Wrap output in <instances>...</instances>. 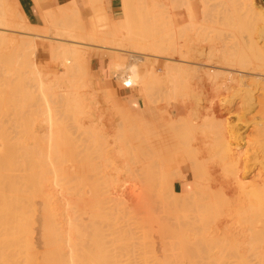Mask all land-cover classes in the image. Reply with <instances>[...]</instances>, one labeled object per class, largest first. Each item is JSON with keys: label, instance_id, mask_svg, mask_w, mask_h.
Instances as JSON below:
<instances>
[{"label": "bare ground", "instance_id": "obj_1", "mask_svg": "<svg viewBox=\"0 0 264 264\" xmlns=\"http://www.w3.org/2000/svg\"><path fill=\"white\" fill-rule=\"evenodd\" d=\"M8 1L9 0H0V6L6 4ZM40 1L41 0H37V3L39 4ZM166 1H167L166 3L170 5V10H168L169 9L168 7H165V8H163V9H165V11H164L162 9V7L164 5H166L164 0L163 1L162 0H150V1L142 0L139 3V6L144 7V8H149L150 6H152L155 9V14L152 16L151 23L148 25L144 24L143 26H141L136 31L132 30L130 25H127L125 28L127 30V32H126V34H123V35H121L120 33H115L116 31H113V27L109 28L108 27L109 25H106L108 18L106 17L105 14L107 12L105 14L103 11H102L103 13H101V14L99 13V11H101L103 8V7H101L102 3H101V5H98L97 10L92 11V12L97 11V13H98V16H96L97 13H94V15L96 14L95 17H97L96 19L98 21V24L101 26L99 31H97L99 28H97V30L96 29H93V30L88 29V31L86 29L84 30L83 24H80L82 26H80V25L78 26L79 22L83 23L81 18H80L81 16H79V19L81 21H79V19L77 18L78 21H76L73 24V22L71 23L65 19H55L54 17L50 16L48 14L49 12H47V11H45L43 13V15H41V12H36L35 18L37 19V22H30L26 16V14H22V12L16 8H14V9L13 8H7V9H5V8L1 9L0 8V28L1 29H10V30L15 29V30L21 31L22 33L32 34L35 37V40H36L35 42L37 44V48L44 44V43H42L44 40H41V37L42 36L47 37L50 34V31H51V33L53 31V33L56 34V37L58 36L57 38L61 37V35H62L66 38V40H71V41L77 40L79 43L82 41L85 42V40H88L87 42H89V40H90L92 42H95L96 45H98L97 43H99L100 41H101L100 43H102V44L105 42V45H107L106 43H109V44L113 43V44H116L115 47L119 46L120 49L123 48L121 46H126L125 48H123L126 50H127V47H130V49L132 47L131 50H133L134 53L141 54L142 56H140L141 59H139V62L135 61V63L129 64V61L127 60L128 64L126 65V63H127L125 60L126 57L122 56L124 59L121 57L120 59H122V60L117 61V63H115L113 65V70L115 72H119V71L121 72V70L123 72V70H124V73L126 74L125 71H127V75H125V77H123V80L121 83H123V85L126 88H131V89L138 88L139 91L141 92V94L143 95V97L146 98L147 106H146L143 113L132 114V113L127 112L131 116L125 115L126 119H125V117L120 116L121 119L119 121L116 119L118 122H120V125L118 122L117 123L121 128L118 126L117 128H119V129H117V131H115L113 129L115 132L119 133V134L117 133L119 136H117V135L115 136L114 139H116V140L113 142V143H115L114 146H112L113 148L110 149L111 146L109 143L110 151L111 150L114 151L115 148L117 150V148H118L117 152H119V154H122L123 156L129 155V157H127V158H131V159H128V161L131 160L132 164L131 163L129 164V162H127L126 167H127L128 171H130L129 173L132 176H134L133 180H135V182L139 184V187H141L143 184L147 185V180L144 179V175L148 174L150 171L152 172V169L155 171L156 167H157V169H160V170H162L163 167H165L164 166L165 161L164 162L162 161V156L164 154L165 155L170 154L171 160H172V158H173V160H175L174 154L178 153L177 155H175V157L180 155V157H187L188 158V159L186 158L187 161L188 160L190 161V167L192 168V172L194 174L193 178L195 176V178L193 179L195 182L194 184L198 185V186H196V188H197V187H199V184L201 182V178L205 177L204 175H202V177H200L201 175L198 173V166H199L200 162L202 163L207 158H212L215 161V163L217 164L216 166L219 169V171L217 170L219 172V174L216 178H213L212 180L210 178V183L208 182L209 185L207 184V182H205L208 185L209 190L205 188L206 191L203 189L205 192L202 193L201 188L203 185H205V184H203V185H200L201 188L200 187L198 188V190L200 192L197 189H196V191H198V192L194 191V193H193L194 196L192 194H186V196L188 197L187 198V200H188L191 197H192V199H194V197H197V195L199 193H202L201 201L195 200V202H194L190 199L188 200L190 202V204L194 202V204H192V205H195L196 207L190 205L191 206L190 209L191 210L194 209V211H196V212L193 213V211L190 210L191 214H190V212H188L190 215L187 213L188 217L186 218V220L189 217H191L193 214L196 218H194V219L192 218L193 220L191 218L188 219V220H190V222L192 221L191 223H189L187 220L188 225H187V222L185 225H187L188 228H186V226L184 225L186 230L188 229L187 230L188 233L186 231H185V233L188 234L187 238L189 239V240L186 239L187 241H189V249L187 250L188 256H186L187 257L186 263L187 264H239V263L242 264L244 262V264H247V262L245 263V261H248L250 257H253L254 260L255 259L257 260L258 264H264V177H263L264 159L259 160L258 159L259 157L256 156L257 153H254V152L253 153L252 152L247 153V152H243V151L242 152L236 151L237 150L236 148H235V151H233V149H230V146H232V144L234 143L233 142L234 140H232L231 137L233 135H236L237 137L239 136V133L236 130L237 124L233 125L230 123V121L228 122L229 119L227 120V118L222 117L223 112L221 111V109L223 107L221 108L222 103L219 100L220 94L223 91H226V92L231 91V89H232L231 84L235 83V82L237 83V81H239V79L237 80V75H234L232 73V70L254 73V72H262V70L264 69V59H263V57H264L263 56L264 55V43L261 45L259 42V40L264 41V15L263 16L261 15L260 16L261 18H259V15H258L259 11L258 12L255 11L256 8H254L255 6H253L254 0H166ZM98 2L100 3V1H98ZM98 2L96 4H98ZM15 5H16V7H18V6L21 7L19 0L16 1ZM75 6H73V9L70 6H66V7L64 6V9L62 10V12H65L66 10L71 8L72 13H75V14L80 13L78 6L77 7H75ZM100 7H101V9H100ZM65 8H66V10H65ZM166 8L168 10L167 13H166ZM98 9H100V10L98 11ZM260 14H262V12ZM8 16H10V18L12 20L10 19L8 21L7 20ZM96 19H95V21H96ZM77 22H78V24H77ZM95 23H97V22H95ZM75 24H77L78 27L77 26L73 27V25H75ZM85 24L87 25L86 22L84 23V25ZM86 27L88 28V26H86ZM76 29H78V31ZM256 30L257 31L259 30V31L257 32ZM118 31H119V29H118ZM77 32H79V33H77ZM254 33L257 34V36L259 37V40L254 38L256 35V34L254 35ZM50 36H51V34H50ZM52 37H55V36L53 35ZM61 38H63V37H61ZM63 40H64V38H63ZM44 42H46V41H44ZM109 44L107 45L108 47H109ZM79 46H80V44L76 46L73 43L72 45H69L67 47H63V49L61 51H59V53H57L56 60H55V62H58L57 60L60 59L58 65H60L62 67V72H61L62 74H59L60 78H59V76L55 75L57 77V79L59 78L58 79L59 82H58V80H56L54 78L55 76L53 75L54 80L57 81V82L55 81V83L58 84V86H62V85H59V83H61V84H65L64 82H66V84H68V82H69V84L72 83L70 85H73V86L68 85L71 90L68 89L67 86H66L67 89L65 88L66 90H64V88L62 87V89L64 91L62 93H60V91H59L61 89L60 87H59L60 89H58L57 88L58 86L56 85L57 87H55L54 84L51 86V84L54 83L53 82L54 80L51 79L50 82H48L50 84V86H48L49 84L47 82L45 83V81L43 79H42V81L37 80L38 79L37 73H39L41 71L38 63L36 62L37 66H38V68H36L37 71L35 69V66H33L36 64L35 60L33 61V65L30 64L32 62L28 63V64H30L28 66V68H31V70L34 68L36 71L35 72L34 70H32V72H35L36 75L35 74L33 75V73L31 71H29V72H31L30 73L31 77L33 76L34 77L33 79H35V76H36L35 80L38 81L37 85L41 81V83L39 85L42 86V87L38 86V88L40 87V88L44 89V90L41 89L42 91L41 90L39 91L42 93V95L44 97L39 96V95L38 96L42 97L43 99L45 98L44 102L47 103V104H45V105H47V108L45 106V108H44L45 110H42V111H46L47 113H45V112L43 113L41 111V114H47V116H48L47 118L45 117V115H40V116L44 117L43 120L42 119L38 120L39 123L34 120L35 118L37 120V117H34V116H36L34 113L37 112V108H35L34 104H36L35 100H37V98H39V97H37L36 99H34L35 98L34 97L33 100H32V98H29L30 100H28L27 97H26L27 99L25 98V96H28L29 94L31 95V93H27L29 90H27V92H25V90L27 88H23V87H28L30 83H32L31 86L34 85L32 81L29 83H27L28 81L26 82L28 84V86H27V84L24 83L26 81L25 78L28 76V74L26 77L24 76L25 81H23V85H22V90L24 92L21 93V99L17 95L18 94L17 90H15V89H18V87H16L18 85L14 86L15 87L13 89L14 92H12L13 93L12 98H14V94H15V95H17V98H16L17 100L18 99L19 100H23V99L27 100L28 104H25L26 102L24 100L23 101L25 103L24 102L18 103L16 101L18 104L16 109H19L21 107L20 104L23 103L22 106L23 105L25 106L23 109L24 110L26 109V112H28L25 114V116L26 117H27V115H29V116L27 118H25L23 116L24 110L21 108H20L21 110L19 109L17 111L14 108L16 105V104H14L15 101H13V103L11 105H13L14 107L12 106L11 111L14 108L13 111L16 110V112H15L16 115H14V112L12 111L13 114L10 115L9 120L13 121V122H11L12 124L13 123L16 124V122L19 121L18 124H16V126L18 125L16 130H19V131L20 130H24V131L27 130L28 132L23 131L24 134L20 131L21 135L23 134L26 137L27 136L26 134L29 133L30 137H32L33 140L30 137L28 139L29 135L26 137L27 139H24L23 135H22V138H17L19 131L16 134L15 133L16 130H14L13 132L10 131L9 134L12 133V134H10V136L12 138L14 137V139L16 141L12 140V138H11V140H9L8 142L14 141V143L12 142L13 147L15 145V142L16 143L20 142L16 145V147L21 145L18 149L19 150H20V148L24 149V150H20V151H23L24 156H25V154L28 153V150H25L28 148V149L32 150V151L31 150H29V151L32 152V155H34V156H32L31 153L27 154L29 157L31 155V158L39 157V160H42L44 162V159H41L40 156L44 155V157H47V160L49 162V166L51 165V168L54 172V175L56 174V176H58V172L59 173L61 172V175L64 174L67 176L68 175L72 176L73 173H78L79 171H83V172L85 171L83 165H85L86 163L85 164L71 163L70 157L69 158L65 157V153H64V152H66V149L69 148L66 146L68 145V143L69 144L71 143L70 140H73V142H74L76 137L81 138V135L77 133L78 129L76 128L77 130H75L74 127H76V123H75L76 121L79 124H80V122L83 121V120L81 121L82 118L77 117L73 121L71 120V122H68V120L66 122L65 119H64L65 121H63L62 119L58 120V118H57V121H61V120L62 121L59 123L58 122L55 123L54 121L56 119L54 120V118H56V117H54L53 111L56 107L55 108L52 107L53 104H51V102H54L57 104L56 97L59 95V93H60V95H63V93L66 92L67 94L66 93L65 94L68 95V91H69V93L74 92V93L70 94V95H73L71 98L68 95V98H70V99H68L66 101V105H64L65 106L64 108H66L67 104L70 103V101H71L72 105L74 104L73 105L74 107L72 109L79 112V107L77 108V105L79 106V104L81 103L80 102L82 99L81 96L83 97L84 93H83V91L82 92L80 91L81 92L80 93V92L75 90V85L78 83H76V79H74V78L71 79V78L74 77L75 75H78V74H73L72 72H74V71L79 72L80 71L81 73H83V71H85L83 74H81L80 72L79 73L81 74V76L84 74L86 75V70H88V68H89V62H88L89 60H87V58H91V55H90V57H88L82 51V54H84L83 55L84 57H83L81 55V50L84 48L81 49V47H79ZM130 49L128 48V50H130ZM86 56H87V58H86ZM159 57H167L168 60L167 61H165L163 59L160 60ZM116 58H118V57H116ZM123 61H125L126 63H124ZM157 63H161V65L164 66V67H162V66L161 67L163 70L166 69V74H164L165 72L163 70H162V72H160L161 76L159 75L160 73L158 74L159 71L157 72L158 69L156 70ZM83 68H84V70H83ZM41 73L43 74L42 71H41ZM63 73L64 74L68 73L67 76H69V74L70 75L72 74L71 76L67 77V78H70V77L71 78L70 79L63 78L62 75L64 77L66 76ZM42 74H40L41 77H42ZM53 74H55V73H53ZM120 74H122V73H120ZM162 74H164V75L162 76ZM47 76H45V78ZM50 76H52V75H50ZM86 76H84L85 78H83V80H81L82 78L78 79L80 82L82 81L81 85H80V83L78 84L79 86H81V90H82V88H84V85H87L88 79L86 78ZM119 76H121V75H119ZM31 77H30V79H32ZM61 77L66 81H64L63 83L60 82L61 81L60 79H62ZM50 78L51 77H49V79ZM120 78H122V77H120ZM26 79H29V77ZM39 79H40V77H39ZM69 80H71V81H69ZM74 80H75V82H73ZM249 80H250V83H248L249 85H255L257 88L264 89V79H249ZM89 83H90V81H89ZM78 85H76V86H78ZM82 85H83V87H82ZM53 86L55 89L56 88L57 89L54 90ZM34 87L36 89H38L35 85H34ZM50 87H51V89L54 90L53 93L50 91V89H49ZM29 89L32 90L30 92H33L34 88L32 86V88H29ZM72 90H74V91H72ZM55 91L59 92L58 95H55V94H57V92L55 93ZM167 91L171 95L170 97L173 98L172 101H171L172 98H169V94L167 93ZM162 92H164V93H162ZM33 93H32V95L35 94V93L34 94ZM251 93H252L251 89H245L243 92H241V91L230 92V93H227L228 95L225 94L226 98L222 101H224V103H226V107L228 106V109L235 107V110H237L239 112V113L238 112L237 113L240 114L243 112V110H246V108H248L250 101H252V99L254 98V97H252ZM162 94L163 95L165 94V95L163 96ZM52 95L54 97H52ZM160 95L163 96L164 98L163 97L159 98ZM235 95L239 96L238 97L239 101L235 100L237 98ZM88 96H90V95L88 94ZM64 97H67V96H64ZM85 97H87V92H86V94H84V98H83L84 100H85ZM93 97H95V96L92 95L91 99H94ZM165 97L171 102L168 101L169 103L165 104V102L167 100V99H165ZM260 98L259 97L257 98L258 102L260 101V103H261L259 105L263 106L262 101H261L262 98H261V100H260ZM43 99L41 101H43ZM91 99L89 98V101L92 104V102L95 99L92 102H91ZM114 99H116V98H114ZM12 100H14V99H12ZM61 100L62 99L60 97V102H61ZM84 100H83L82 104L85 102ZM89 101L87 100L85 103L87 104ZM125 101H126V99L124 100V102ZM160 101L161 102L165 101V102L161 104ZM29 102L31 103V105L35 102L33 104L34 109L32 107L30 108V109H32V111L34 113L32 112L31 125L29 124L30 126H26V125H28V123H30L29 117L31 116V113H29V109H27L30 107ZM60 102H58V103L60 104ZM203 102H205V103H203ZM40 104H42V103H40ZM61 104H62V102H61ZM114 104H116V103H114ZM68 105L71 106V104H68ZM61 106L63 107V105H61ZM69 106H68V109H69ZM80 106L82 107L81 104H80ZM86 106H88V105H86ZM86 106H84V107H86ZM126 106H127V104H126ZM40 107H41V105H40ZM109 108H111V107L109 106L108 109ZM41 109H43V108H41ZM76 109H78V110H76ZM96 109H98V108H95V110ZM119 109H121V108H119ZM119 109L117 110V108H116L118 113H119ZM122 109H124V108H122ZM143 109H142V111H143ZM57 110L59 111V107ZM57 110L55 109L54 114H56L55 112H57ZM69 110L71 111V109H69ZM112 110H113V108H112ZM128 110L130 111V109H128ZM20 111H22L21 112L22 114H20ZM65 111H68V110L66 109ZM89 111L92 112V110H90V109H89ZM93 111H94V109H93ZM17 112H19L18 117L21 118L22 122L25 121V119H27V120L29 119L28 123H26L27 120L24 122V123H26V125L23 124V126H21L22 123L20 120L17 119L18 117L16 119H14L17 116ZM38 112H40V111H38ZM59 112H60V114L61 113L66 114L64 111H63L64 112L63 113L62 110ZM71 112H70V114H71ZM81 112L83 114V111H81ZM88 113H90V112H88ZM116 113L117 112H115V114ZM118 113H117V116L119 115ZM121 113L122 112H120V114ZM57 114L59 115V113H57ZM72 114H74V113H72ZM82 114L79 113L78 115L82 116ZM84 114H86V113H84ZM90 114H89V116H90ZM183 114H185V116H182ZM11 116H13V117H11ZM21 116H23V117H21ZM40 116H39V118H40ZM72 116H74V115H72ZM85 116H83V117H85ZM89 116L88 117L86 116L88 118V120H89ZM236 116H237V114H236ZM91 117H93V116H91ZM111 117H112V115H111ZM120 117H117V118L119 119ZM12 118H13V120H12ZM59 118H63V117L59 116ZM87 118H85V119H87ZM103 118H104V116H103ZM123 118H124V121L122 120ZM263 118H264V116H263ZM71 119H73V118H71ZM77 119L80 121H78ZM91 119H93V118H91ZM33 120L35 121V123L37 122L36 126L34 125ZM238 120H239V118H238ZM99 121H101V123L103 122L101 120V117H100ZM248 121H247V119H244L243 122L247 123ZM84 122H85V120H84ZM114 122H116V121H114ZM9 123H10V121H9ZM92 123H93V121H92ZM110 123H111V121H110ZM117 123H115V124L117 125ZM248 124H249V122H248ZM32 125H33V129H32ZM85 125H88V124H85ZM91 125H93V124H91ZM105 125L106 124H104V126ZM10 126H11L10 130L15 128V127H12L14 125H10ZM19 127H20V129H19ZM21 127H23L24 129ZM28 127L29 128L31 127L32 130H30ZM83 127H82V130L84 133L85 128H83ZM0 128L2 129L1 125H0ZM80 128H81V126H80ZM80 128H79V132L81 130ZM127 128L130 130L129 132L132 133V134H130L131 136L134 134L132 137L129 135ZM105 129L106 128H104L102 130H105ZM263 129H264V124L261 122H256V124L253 125L251 130L259 132L260 130H263ZM86 130L90 131L91 129L90 128L88 129V127L85 129V133H84L85 137L87 135H90L91 134L90 132L93 131V130H91L89 132L90 134H88V132H86ZM99 130H101V129H99ZM31 131H32V133H31ZM96 131H98V130H96ZM74 132L77 134L75 135ZM102 132L105 133V131H102ZM102 132H101L102 137H104ZM109 132L112 133V131H109ZM239 132H240V130H239ZM80 133H82V131ZM106 133H108V132L106 131ZM106 133H105V137L107 136ZM111 133L108 135H111ZM15 134H16V136H15ZM96 134L98 135V133H96ZM113 134L115 135V133H113ZM7 135H6V137H7ZM77 135H79V136H77ZM93 135H95L94 132H93ZM10 136H9V138H7V140L10 139ZM19 136H20V134H19ZM43 136H44V138H47V141L45 139L42 140ZM90 136H92V135H90ZM95 136L91 137V139L94 138L93 139V141L95 140L94 143H96V141L98 140L97 136L96 137ZM0 137H1V134H0ZM6 137L0 138V145H1V141H2L1 139L4 140ZM87 137H89V136H87ZM87 137H86V141H88V140L90 141L89 138L87 140ZM105 137H104V140L102 138H100V136L98 138H100L101 139L100 141L102 142V140L105 141V140L109 139V138L106 139ZM112 137H110V138H112ZM62 138H65V139H62ZM84 138H83V140H81V142L83 141L85 143ZM18 139H19V141H17ZM20 139L26 140L27 143H25L26 141H23V140L21 143ZM79 139L77 138L76 140L78 141ZM7 140L5 139L4 142L6 143ZM249 140L250 139L247 138V141H249ZM77 141H75L76 142L75 144H77L76 146H75V144H73L74 149L76 148V150H78V151H75L76 156H78L79 153L81 152V150L79 151V149H80L79 147L77 149V146H79L78 142L80 140L78 142ZM89 141L86 142V144H84V146H82V148L86 149L89 154H91V151H93L94 149L95 150H101V146L104 144V142H102V144L94 145V143H92L93 141L91 140L90 143H92V147H90L91 144L89 143ZM4 142H3V144H5ZM8 142L6 144H8ZM83 142L81 144H83ZM23 143H25V144H23ZM65 144H67V145H65ZM87 145L89 146V149H88ZM104 145L107 146L108 142H107V144L105 142ZM7 146L8 145H5V147H7ZM93 146H95V148H93ZM106 146H105V148L108 147V146L107 147ZM16 147H14V148H16ZM128 147H130V148H128ZM259 147L260 148L264 147V140L263 141L261 140V142L258 143L257 148L259 149ZM34 148H35V150H34ZM71 148H70V152H71ZM98 148H100V149H98ZM103 148H104V146H103ZM127 148L129 151L127 150ZM134 148L136 149V151L139 150L138 153L142 154V157L138 156L140 154H137V152H135ZM7 149L8 148H6L5 150H7ZM10 149L11 148L9 147V150ZM84 149H82V150H84ZM109 149L107 148L105 150H107V152H108ZM132 149H134V152L131 151ZM1 150L2 149L0 147V221L2 222V223H0V231H8L11 229L10 233L12 235H10V233L9 234L6 233L5 235L8 236L6 239H9V240L11 239L12 249L14 248L15 254H17V256L19 258H24V256L21 255V253L28 251L30 249L29 244L31 246V243H28L27 240H23V237L25 235L26 230L31 226V224L34 220L35 208H34V205L27 203L30 201L22 199L21 196L17 193V191L15 189H14L15 193H8L7 189L5 187V185L7 183H9V179L11 176V170L13 167V162L15 160L17 161V159L23 158L21 155H20L21 157L18 156V154H21L22 152L18 151V153H16L17 150L16 151L12 150V152H10L11 156H18L17 159L14 158L15 160H13V157L10 156L9 152H8L9 155H7V154L1 155V154H5V152H3L4 150H2V151ZM95 150L93 151V154L95 152L98 153ZM34 151L36 153H34ZM53 151H55L57 153V156L59 157L57 161H56V159L54 160V156H55V158H57V157L55 155L56 153L55 152L53 153ZM87 151L84 150L81 152V154L83 152L86 153ZM127 151H128V153H127ZM250 151H251V149H250ZM261 151H260V153H261ZM13 152H15L17 155H15ZM102 152L104 153L105 151L103 150ZM124 152H126L127 155ZM131 152L133 154H131ZM258 152H259V150H258ZM12 153H13V155H12ZM100 153L101 152L99 151V154ZM103 153H101V154H103ZM89 154H87V155H89ZM113 154H114V152H113ZM27 155L25 156V158L27 159L26 161H28V159L29 160L31 159V158H28ZM87 155L85 154V156L88 158ZM258 155H259V153H258ZM82 156H83V154H82ZM86 157L84 158V156H83L82 159H86ZM168 157H169V155L167 156V158ZM79 158H81L80 155H79L78 159ZM127 158H126V160H127ZM167 158H166V156H164V159H167ZM31 160L34 162V164L32 163ZM31 160H30V162L32 164L28 163V162H27L28 164L26 163L27 165L30 164L32 166V167H29L30 169H28V170H31V168H32L31 172H34V174H36L38 178L41 177L40 180H37L38 182L40 181V183H41V181L43 179L42 176L44 175L43 169H45V171H46L47 168L49 169V167H47V168L46 167L44 168V166L41 167L43 164H45L46 161L44 163L41 162L42 163V165H41V163L37 164L38 160H37V162L34 158ZM80 160L77 162H80ZM123 160H125V157ZM21 161L23 162L24 160L22 159ZM55 161L61 163L62 167L59 164V167H61V168H59L57 166V163L56 164L54 163ZM84 161L85 162L87 161L90 163V161H88L87 159ZM48 162H46V164ZM258 162L260 164V168L257 169L256 175L251 177L252 182L247 184L243 178L245 175L248 174L247 170L250 167V165L258 163ZM23 163H21V164H23ZM35 164H36V166L38 165V170H39L38 173H37V170L35 169L36 166L33 167ZM91 164L94 165L95 163L91 162L89 165H91ZM167 165L166 166L168 168L169 164H167ZM39 166H40V169L43 168L41 171L42 173H40ZM211 166H214V165H211ZM216 166H214L212 168L214 169ZM21 167L22 166L20 165V168ZM85 167H86V170H88L86 165H85ZM181 167L182 166H180V168ZM20 168H18V169H20ZM15 169H17V168H15ZM90 169H92V168H89V170ZM209 169H211V168H209ZM21 170H23V169H21ZM35 170H36V172H35ZM52 170H50V171L52 172ZM170 170L171 169L169 167V170L167 169V171L169 172ZM175 170H174V172H173V170L170 171V173L172 172L170 177L173 175V173H175ZM164 171H166V170H163L162 176H161L162 171H158V172H160V176L156 171V173L158 174L157 176H159V178L163 177V175L165 173ZM179 171L180 172L177 174V172H178L177 171L176 172L177 175L175 174L176 176H174V177L172 176L171 179L168 176L170 174L168 172H167L168 175H167V173H165L164 178H161L163 180V182L166 181V184L167 185L169 184L170 194H173V195L169 194L168 188H166L167 186L165 183L164 184L166 187L163 189H161L159 187L160 191L167 189L168 192H165V194L168 193L166 195L167 197L170 195V198H168V200H170V201H171V198L174 197V195L179 194V191H177L174 187V181L178 180V179H185L184 178L185 177L184 172H181V170H179ZM27 172L29 173V171H27ZM31 172H30V174H32ZM39 173L43 174V175L39 177L38 176ZM45 173H47V172H45ZM153 173L154 172H152V174ZM156 173H155V175H156ZM210 173L213 174L214 172H210ZM148 175H150V174H148ZM151 175H150V177H151ZM206 176H208V175H206ZM210 176H212V175H210ZM44 178H46V177L44 176ZM156 178H154V179H156ZM206 179L207 178H204L203 180L205 181ZM203 180H202V182H203ZM159 181H158V183L156 181H154V182L157 184H160L161 182H159ZM161 184H163V183H161ZM164 184H163V186H164ZM207 185H205V186H207ZM155 186L157 187V185H155ZM231 186H238L239 188L234 190L233 193H227L223 197H220L222 192L225 191L226 188L231 187ZM155 191L157 192L158 190H155ZM206 192H207V194L203 195ZM162 193H163V196H165L164 191H162ZM196 193H197V195H195ZM188 195H190V196L192 195V196L189 197ZM199 195H201V194H199ZM199 195H198V198H200ZM163 196L159 195L160 199L162 197L164 200ZM166 196H165V200H166ZM171 196H173V197H171ZM203 197H205V199L207 201H204ZM182 198H184V197H182ZM176 199L178 200L179 198L177 197V198H175V200ZM177 200L175 203H177ZM202 200H203V202H202ZM180 201L185 202V200L184 201L180 200ZM171 202H173V200ZM182 202H179V205H181ZM200 202L204 203L202 207L206 206L205 209H202V210H205V212H207V209H208L207 206L213 207V209H214L213 211L211 210L212 208L209 207V208H211V209H209V211H212V212H209V211L207 212V213H210V215L205 213V212H204V214L202 213L203 211L200 209V208H202L200 206ZM186 203H188V202H186ZM186 203H184V204H186ZM205 203L206 204L208 203V204L205 205ZM168 204H167V206H168ZM164 205H165V203H164ZM172 205H173V203H172ZM177 205L178 204L173 205V208L175 206L176 210H178V208H179V207L176 208ZM94 206H97V204H95ZM99 206L101 207V205H99ZM99 206L95 207V208H98L103 212V208L101 209V208H99ZM167 206L165 208H167ZM181 206H183V205H181ZM187 206H188V208L190 207L189 205H187ZM103 207H104V209L106 208L105 210H107V208L109 209V207H107V206H103ZM170 207H172V206H170ZM193 207H195V208H193ZM67 208H68L67 219L70 222L69 228L71 230L79 231V233L77 232V234L79 236H82L81 230L79 229L80 227L78 228V226H76L74 224V222H76L77 220L79 222L84 220L85 215H86V217H88L86 213L90 210H88L86 207L87 212L85 211L86 213H84V209L82 210V208H78V206L71 205V204ZM161 208H159V209H161ZM188 208L186 207L185 213L187 211H189ZM100 210H98V214H97V211L94 214L102 217V214L104 212L102 214L101 213L99 214ZM107 211H106V213H107ZM175 211H173V212L175 213ZM178 212H179V210H178ZM213 212H214V214L212 217L211 214ZM90 213L91 212H89L88 214L90 215ZM167 213L168 212L166 211L165 216L167 215ZM185 213H184V215H182L183 219H185V215H186ZM199 213L200 214L202 213L203 216H202V214L200 215ZM44 214H45V221L47 223L44 227V231H45L44 232V238L46 241L47 250H46V254L43 253L41 258L39 256H36L35 264H81L82 263L81 260H80L81 263L76 262V253H77V251H82V252L85 251L84 247L86 246L85 245L86 243L83 242L82 239H79L77 241V238L72 237V236H69L66 239H64L62 237L61 231L59 230L60 227L58 226L59 222H58L57 217H56L57 214L54 212L53 208L46 209ZM161 214L163 215V213H161ZM91 215H92V218H100V217L94 216L93 212L91 213ZM158 215L160 216V214H158ZM172 215L175 216L173 218H176L177 214L176 215L172 214ZM204 215L206 218L204 217ZM90 216L88 217V219L89 218L92 219ZM104 216L106 217L107 215H103V217ZM194 216H192V217H194ZM200 216H202L203 218ZM209 216H211L212 219L208 218ZM166 217H165V219H166ZM179 217H181V215ZM179 217L175 220L172 218L174 220L172 223L177 224L176 220H178ZM197 217L203 219L204 221L197 218ZM252 217H258L259 218L258 220H260V224L257 225V228H254L253 230H252V227L250 225L243 224V222L249 220ZM195 219H199L200 221H198V220L195 221ZM205 219L206 220L210 219V220L206 221ZM166 221H168V220H166ZM8 222H15V223L8 224ZM176 224H174L173 226H175ZM189 224H191V225H189ZM248 230H249V232H248ZM246 232H248V234H246ZM179 235H180V233H179ZM168 237L169 236L167 235V238ZM167 238H165V239H167ZM258 238H261V239L263 238V239L262 240L260 239L261 240L260 243L259 244L256 243V246H255L254 244H252V242H253V240H255V241H256V239L258 240ZM172 239L173 238H171V240ZM157 240L159 242H161L158 238H157ZM174 240H175V238H174ZM214 240H216V241H214ZM167 242L169 244L171 241L170 242L167 241ZM215 242H217V243H215ZM212 243H214V244H212ZM207 244L211 247H209ZM251 244L254 245V248L256 247L257 249L255 251H251L248 253V251H249L248 249L251 247ZM160 245H161V243H160ZM164 245L165 244H163V246L161 245V247L163 249H164ZM170 245L172 246L174 244L171 243ZM176 246H174V247H176ZM254 248H252V249L254 250ZM82 249H84V250H82ZM251 261H252V259H251ZM257 262L255 261L254 263L257 264ZM82 264H84V263H82Z\"/></svg>", "mask_w": 264, "mask_h": 264}, {"label": "rangeland", "instance_id": "obj_2", "mask_svg": "<svg viewBox=\"0 0 264 264\" xmlns=\"http://www.w3.org/2000/svg\"><path fill=\"white\" fill-rule=\"evenodd\" d=\"M16 1L17 0H9L6 4L1 5L0 8L1 9H3V8H5V9L13 8L14 9V8H16V9H19L22 12V14H25L23 9H22V6L21 7L20 6L16 7V5H15ZM96 1L97 2L100 1V3L98 2V4H96L97 3ZM141 1L142 0H117V6L118 7L116 8V14L115 15H112V12L110 10L109 0H41L39 4L37 3V0H32V4H33V9H34L35 13L36 12H41V15H43V13L45 11H47V12H49L48 14L50 16L54 17L55 19H65V20H68L71 23L73 22V24L76 21H78L77 18L79 19V16H81L80 18H81L83 23L79 22V24H78V22H77L78 26L80 24H83V26H84L83 29L84 30L85 29L87 31H88V29H90V30L96 29L97 30V28H99L97 30V31H99L101 26L98 24V21L96 19L97 17H95L96 14L94 15V13H97V11L96 12H92V11L93 10H97L98 5H101V3H102L101 7H103V8H102L101 11H99L101 9V7H100V9H98V11H99L100 14L103 13V12L105 14L107 12L105 14L106 17L108 18L106 25H109L108 26L109 28L113 27V31H116L115 33H120L121 35H123V34H126V32H127V30L125 29L127 25H130L131 29L136 31L141 26H143L144 24L148 25V24L151 23L152 16L155 14V9L152 6H150L149 8H144V7L139 6V3ZM148 1H150V0H148ZM164 2L166 3L167 1L164 0ZM253 3H254L253 6H255L254 8H256L255 11H257V12L259 11L258 15H259V18H261L260 16L264 15V0H254ZM166 5H164L162 7V9L165 8V7H168L169 8L168 10H170V5L167 4V3H166ZM64 6L65 7L66 6H70L72 9H73V6H75V7L78 6L80 13H76V14L72 13L71 8L68 9V10H66V8H65L66 11L62 12V10L64 9ZM163 10L165 11V9H163ZM168 10L166 8V13H167ZM261 12H262V14H260ZM96 16H98V13H97ZM10 19H11L10 16H8L7 20L9 21ZM95 19H96V21H95ZM81 20L79 19V21H81ZM33 21L37 22V19L35 18ZM85 22L87 23V25L86 24L85 25L88 26V28L84 25ZM95 22H97V23H95ZM77 24L73 25V27H76ZM80 26H82V25H80ZM118 29H119L120 32L118 31ZM76 30L78 31V29H76ZM77 33H79V32H77ZM256 33H254V35ZM50 34H51V36H50ZM50 34L47 37H45V36L41 37V40H44L46 42L43 41L42 43H44V44L37 48V44L35 42L36 41L35 37L32 34L22 33L21 31L15 30V29L10 30V29H1L0 28V125L2 127V129L0 128L2 130V131L0 130L1 137L2 138L6 137V135L8 134L7 137L5 138L7 140V138H9L10 134H12V133L9 134V132L10 131L13 132L14 130H16V128L18 126V125L16 126V124H18L19 121H17L16 124L15 123L12 124L11 122H13V121L9 120L10 115L13 114L12 113L13 109L14 108L16 109V107L18 105L17 102L19 103V102H24L25 101L26 103L25 102L24 103L28 104L27 100L23 99L24 100L23 101V100H19V99L17 100L16 99L17 95L21 99V93L24 92L22 90L23 81L26 80L24 82L25 84H27V83L32 81L33 84L38 88V86H40L39 84L41 83L42 79L45 81V83L46 82L47 83L50 82L51 79L54 80V78L56 80H58L60 78L59 74H62L61 73L62 72V67L60 65H58L60 59L57 60L58 62H55L56 55H57V53H59V51H61L63 49V47H67V46L72 45L74 43V45H76V46L80 44L79 47H81V49L84 48V49L81 50V55L82 56L85 54L88 57H90V55H91V58H87V56H86L87 60H89L88 61L89 62V68H88V70H86V75L87 76L85 74L81 76V74H83L85 71H83V73H81L79 71L81 74L78 71L77 72L74 71L72 73L73 74H78V75H75L72 78L70 77L71 79H73V78L76 79V83H78V84L80 83V85H81L82 81L80 82L78 79L82 78L81 80H83V78H85L84 76H86V78L88 79L87 85H84L82 83L84 85L85 89L82 88V90H81V86L76 84L78 86L75 85V90L78 91V92H80V91L82 92L83 91L84 94H86V92H87V97H85V100H84L83 99L84 98V94H83V97L81 96L82 99L80 101L81 102L80 104L82 105V107L80 106V104H79V106L77 105V108L79 107V112L75 111L74 109H72L74 107L73 106L74 104L72 105L71 101H70V103H68V102L67 103L71 104L72 107L67 104L66 108H64L65 107L64 105H66V101L73 96V95H70V94H72L74 92H70L69 93V91H68V95H69L70 98H68V95H66L67 94L66 92H65L66 94L63 93V95H60V93H62L64 90H66L67 87H68V89H70L68 85L72 84V83L69 84V82H68V84H66V82H64L66 80L63 79V78L70 79V78H67V77L71 76L72 74L71 75L69 74V76H67L69 72L66 73V74L63 73L66 76L64 77L62 75L63 78L61 77L62 79H60L61 80L60 82H62V83L64 82L65 84L59 83V85H62V86H58V84L55 83L56 80H54L53 81L54 83L51 84V86L53 84L55 85V87L58 86L57 87L58 89L61 88L59 90L60 93L58 91H55V93L57 92V94H55V95H58V93L60 95V96L58 95L56 97L57 104L54 103V102H51V104H53L52 107H54V108L56 107L55 108L56 110L59 107V111L62 110V112L64 111L66 114H62L61 113L62 114L61 115L58 110H57V112H55L56 114H54L55 109L53 108L54 109V111L52 110L53 111V115H54V117H56V118H54V120L56 119L54 122L55 123H57V122L59 123L62 120L63 121L66 120V122L68 120V122H71V120L73 121L77 117H81L82 118L81 121L82 120L83 121L80 122V124L77 123V121L75 120L76 121L75 122L76 123V127H74L75 130L78 129L77 130L78 132L77 131L76 132L81 135V138L80 137H76V139L80 138L79 139L80 141L78 140L79 142L75 139V141H77L79 143V146H77V149L79 147L80 148L79 151L81 150V152L84 151V150L87 151L86 149L82 148V146H84V144H86V142L89 141L88 138L90 139V141L91 140L93 141L94 138L91 139V137H93L95 135L97 136V139L99 141L101 140L100 138H102L104 140L105 133L107 131L108 133H106V135L108 137L106 136L105 138L106 139L109 138L110 140L109 139H107L105 141L102 140V142H104V144H105V142H106V144L108 142V145H107L108 147L103 144L101 146V150H95L94 149L98 153L95 152L93 154L94 150L91 151L92 155L89 154L88 151L86 153L85 152L82 153L84 158L86 157L85 154L86 155L89 154L90 156L87 155L88 158L86 157V159L88 161H90V163L91 162L95 163L94 165L93 164L89 165L90 164L89 162H87V161L85 162L84 160H86V159H82L83 156H82L81 152L80 153L78 152L80 157H81V158L78 159L79 155L77 154L78 156H76V153H75V151H78V150H76V148L74 149V145H73L76 142L75 141L73 142V140H70L71 143L69 144L68 143L69 141H68L67 142L68 145L65 144V145H67L66 147H69V148L66 149V152H64L65 153V157H67V158L70 157V159H71L70 162L74 163V164H76V163L85 164L86 163L85 165L88 168V170H86L85 165H83L85 171L84 172L83 171H79L80 173L79 172L78 173H73L72 176H69V175L67 176V175H64V174L61 175V172L60 173L58 172V176H56V174L54 175V172H53V170L51 168V165L49 166V162L47 160V157H44V155L40 154L41 155L40 158L44 159V162L45 161L48 162L47 164L45 162V164H43V165L41 163L43 161L39 160V157H37L38 159L36 157H33L35 160L36 159L38 160V162L36 160L37 164L41 163V165H42L41 167H43V166H44V168L45 167L46 168L49 167V169L52 170V172H51L47 168V170L45 171V169L42 168L45 172H47V173H45L43 171V174H44L43 175V174H40V173H42L41 172L42 169H40V166H39L40 173L38 174V176L40 177V176L43 175L42 177L44 179V180L42 179V181L40 183V181L38 182L37 180H40L41 177L38 178L37 175L34 174V172H31L32 168H31V170H28V169H30L29 167H32L30 164H29L30 166L27 165L28 163H31L30 160L33 159V158H31L32 152L29 151L31 149H28V148L25 149V150H28L27 154L31 153L30 157L27 154H25V156L27 155L28 158H31L30 160L28 159V161H26L27 159L23 155V151H20V150H24V149L23 148L22 149L20 148V150L18 149L21 145L16 147V145L18 143H20V142H17V143L15 142L14 147H16L17 148L16 149V148L13 147V144H12V142L14 143V141H16L14 139V137L12 138L10 136V139H8L6 141V143L9 140H11V138L14 141H12V142L10 141L11 143L8 142V144H6L4 142L5 139L4 140L1 139L2 141H1L0 147H1L2 150H4L3 152H5V154H1V155H6V154L9 155L10 152H12V150H14V151L17 150L16 153H18V151L22 152L21 154H18V156L19 157H21V156L23 157V158L17 159L18 156H11V154H10V156L13 157V160H15L14 158H16L17 161L15 160L13 162V167H12V170H11V176H10V179H9V183H7L5 185V187L7 189V192L8 193H15V190H16L17 193L21 196L22 199L30 201V202H27V203L34 205V208H35L34 215L35 216H34V220H33L32 224H31V226L26 230L25 235L23 237V240H27L28 243H31V246L29 244L30 249L28 251H25V252L21 253V255L24 256V258H19L17 256V254H15L14 248L12 249V241H11V239L10 240L6 239L8 236L5 235V234L6 233L9 234L11 229L8 230V231H0V264H35L36 256H39L41 258L43 253L46 254L47 246H46V241H45V238H44V232H45L44 231V227H45V225L47 223L45 221L44 212H45L46 209H51V208H53L54 212L57 214L56 217H57V220L59 222L58 226L60 227L59 230L61 231L62 237L64 239H66L69 236H72V237L77 238V241L79 239H82L83 242L86 243L85 244L86 246L84 247L85 251H83V252L82 251H77V253H76V262L77 263L78 262L81 263V261H82V263H84V264H187L186 263L187 262L186 261L187 260L186 256H188V251L187 250L189 249V241H187V240H189V239L187 238L188 237V234H187L188 233V231H187L188 229L186 230V228H188V226H187L188 222L189 223L192 222V221L190 222V220H188V219H190V218L194 219L196 217L193 214L192 216H194V217H192V216L189 217L187 219L188 222H187L186 218L188 217V214H189L188 212H190V210H191L190 209L191 208L190 205L194 204L195 200L201 201L202 193H204L206 191V189H208V185H209L208 182L210 183V178L212 180L213 178H216L218 176L219 169L216 166L217 164L215 163V161L212 158H207L204 162H202V163L200 162V164L198 166V173L201 175L200 177H202V175H204L205 177L201 178V182L199 184V187L201 188L200 185H203V184L207 185L208 184L207 186H205V185H203L204 187L202 186V188H201L202 193H199L201 195L198 194L200 196V198H198L197 193L195 194V195H197V197H194V199H192V197H191L193 195L194 191H196V189L198 190L199 187L196 188V186H198V185L194 184L195 182H194L193 179L195 178V176L193 178L194 174L192 172V168L190 167V161L188 160L189 161L188 162L187 161V159H188L187 157H180V155L175 157V155H177L178 153L174 154L175 160H173V158L171 160L170 154H166V155L164 154L162 156V161L163 162L165 161L164 162L165 163V165H164L165 167H163L162 170L157 169V167H156L155 171L152 169V172H154V173L152 174L151 171H150L151 173L150 172L148 173L150 175L151 174L153 175V176L151 175V177L148 174L144 175V179L147 180V185L143 184L141 187H139V184L136 183L135 180H133L134 176H132L129 173L130 171H128V169L126 167L127 162H129V164L132 162L131 160L128 161V159H131V158H127V157H129V155L128 156H125V155L123 156L122 154H119V152H117L118 148L116 150L115 147H114L115 148L114 151H112V150L110 151V149L113 148L112 146H114V144H115V143H113L116 140V139H114L115 136L116 135L119 136L118 135L119 133L115 132V131H117V129H119V128H117L120 125V122H118V121L121 119V117L123 116L126 119L125 115L128 116V115H130L129 113H132V114L143 113L145 108H146V106H147L146 98L143 97V95L141 94V92L139 91L138 88H136V89L126 88L123 85V83H121L122 80H123V77H125V75H127V71H125L126 74L124 73V70H123V72H122V70H121V72L120 71L119 72H115L113 70V65L115 63H117V61H119V60L121 61L122 59H120V58L122 56L127 58V59L125 58V60H126V62L128 60L129 64L135 63V61L139 62V59H141L140 56H142V55L134 53V51L131 50L132 47H131V49H130V47H127V50H126V49H123L126 46H121L123 48L120 49L119 46L115 47L116 44H113V43L112 44L110 43L111 45L109 43H106L107 45L109 44V47H108L107 45H105V42L102 44V43H100L101 42L100 41L99 43H97L98 45H96L95 42H92L90 40H89L90 43L87 42L88 40H85V42L82 41V42L79 43L77 40L76 41L66 40V38L64 36H62V35H61V37H63L64 40L61 37L57 38L58 36L56 37V34L53 33V31H52V33L50 31ZM53 35L56 38L52 37ZM257 37L258 36L256 34L254 38L259 40V37L258 38ZM261 41L259 40L260 44L262 45L264 43V41L263 40H261ZM128 48L130 50H128ZM82 51L84 52V54H82ZM116 57H118V58H116ZM159 58H160V60H162V59L165 60V61L168 60L167 57H159ZM94 59L101 60V61L104 62L105 66H107V68H108L106 70V73L108 72L107 76L109 77L111 75V73H112L113 76L116 79V82L118 83V86L120 88H122L127 93L126 95L122 94V96H121L120 93H118V91H115V89H113V87L109 85V82H105L104 81V77L101 75V72H96V71L92 70L91 61L94 60ZM263 59H264V57H263ZM34 60H35V63L36 62L38 63L39 68L43 72V74L41 73V71L39 73H37L38 76L40 74H42V77H41V75L39 76L40 79L37 76V78H38L37 80H41L38 85H37L38 81L35 80L36 76H35V79H33L34 77L33 76L31 77V74H30L32 72V70L35 71V69L38 68L37 63L35 65H33V61ZM30 62H32V63H30ZM123 62L126 63L125 61H123ZM28 63H30L33 66H35V69L33 68L31 70V68H28V66L30 65ZM127 64H128V62L126 63V65ZM161 66H162L161 63H157V65H156V70L158 69L157 72L159 71L158 74L160 72H162V70H163L162 67H164V66H162V67ZM83 70H84V68H83ZM29 71H31V72H29ZM36 71H37V69H36ZM163 71L165 72V73L164 72L163 73L166 74V69H164ZM35 72H32L33 75L34 74L36 75ZM53 73H55V74H53ZM120 73H122V74H120ZM232 73L234 75H237V80L239 79V81H237V83L236 82L232 83L231 84V88H232L231 91H227V92L223 91L220 94V97H219V100L222 103L221 104V108L223 107L221 109V111L223 112L222 113V117L227 118V120L229 119L228 122L230 121V123L233 124V125L237 124L236 125L237 126L236 130L239 133L238 137L236 135H233L231 137L232 140H234L233 141L234 145L232 144V146H230V149H233V151H235V148H236L237 149L236 151H241V152L243 151V152H247V153H251V152L253 153L254 152V153H257L256 156L259 157L258 158L259 160L260 159H264V152H263L264 151V147H262V148L259 147V149L257 148L258 147V143L261 142V140L262 141L264 140V129L260 130L259 132L251 130L253 125L256 124V122H261V123L264 124V118H263V116H264V89L257 88L255 85H249L248 84V83H250L249 79H264V69L262 70V72H254V73L241 72V71H238V70H232ZM27 74H28V76H27ZM164 74H162V76ZM50 75H52V76H50ZM53 75L54 76L55 75L59 76V78L57 79V77L56 76L54 77ZM119 75H121V76H119ZM159 75L161 76V73ZM24 76L25 77L27 76L26 78L29 77V79H26ZM45 76H47L48 78L46 77L47 78L46 79ZM30 77L32 79H30ZM49 77H51V78L49 79ZM120 77H122V78H120ZM24 78H25V80H24ZM69 81H71V80H69ZM89 81H90V83H89ZM58 82H59V80H58ZM73 82H75V80ZM31 84L32 83H30L29 86L27 84L28 87H23V88H27L25 90V92H27V90H29L27 93H31V95H32L33 92L35 94L33 93L34 94V95H32L33 97L29 94L28 95L29 97L25 96V98L27 97L28 100H30L29 98H32V100H33L34 97H35L34 99H36L39 96H43L42 93L39 92L42 89V88H40L42 86H40L39 87L40 89L38 88L39 89L38 90V89H36L34 87V85H32L34 89H33V92H30V91H32L31 89H29V88H32ZM15 85H18V86H16V87H18V89H15V90H17L18 94L17 95L14 94V98H12V95H13L12 92H14L13 89L15 88L14 87ZM83 85H82V87H83ZM48 86H50V84ZM70 86H73V85H70ZM62 87L64 88V90L62 89ZM49 89H50V91L52 93H53L54 90H56L54 88V86H53L54 90L51 89V87ZM245 89H251L252 90L251 94H252V97H254V98L252 99V101H250V104L248 105V108H246V110H243L244 113L242 112V113L238 114L239 112L237 110H235V107H232V108L228 109V106L226 107V103H224V101H222V100H224L226 98L225 94L228 95L227 93L237 92V91L243 92ZM42 90H44V89H42ZM72 91H74V90H72ZM162 93H164V92H162ZM167 93H168V91H167ZM88 94L90 96H88ZM92 95L95 96L93 98L96 101L94 99H91ZM64 96H67V97H64ZM163 96L160 95L159 98H161ZM170 96L171 95L169 94V98H172ZM235 96L237 97L235 100L239 101V98H238L239 96H237V95H235ZM52 97H54V96L52 95ZM60 97L62 99L61 100L62 104L60 102ZM258 97L262 98V100H261V98H260V100L262 101V105L263 106L259 105L261 103H260V101L258 102V99H257ZM89 98L91 99V102L94 100L92 102V104L90 103ZM114 98H116V99H114ZM125 98H129V99H127L124 102ZM12 99H14V100H12ZM42 99H43L42 97L37 98V100H35L36 104H34L35 102L34 103L32 102L34 104L35 108H37V112L40 111L38 113L36 112L37 114L34 113L32 111V109H30L31 107L34 109L33 104L31 105V103L29 102L30 103V107L27 105L29 107L27 109H29V113H31V116L29 117L30 118V123H28L29 119L28 120L25 119V121L27 120L26 123H28V125H26V123H24L25 121L22 122L21 118L18 117L19 116L18 115L19 112H17V116L14 119H16L18 117L17 119L20 120L21 123H22L21 126H23V124L26 125V126H30L31 125V119H32L31 118L32 117V112L36 115L34 117H37V120H36V118L34 120L37 121L38 123H39L38 120H41V119L43 120L44 119V117L40 116V115H45V117L47 118L48 117L47 114H41V111L45 110L44 109L45 106L47 108V105H45L47 103L44 102L45 98L43 99V101H41ZM165 99H167V98L165 97ZM83 100L85 102L87 100L89 101L87 104L84 102L88 106H86L84 103L82 104ZM172 100H173V98L171 99V101ZM13 101H15L14 102V104H16L15 107L13 105H11L13 103ZM168 101H169L168 99L166 100V102L164 101L165 104H168L169 102H171V101H169V102ZM58 102H60V104ZM164 102L162 101L161 104L164 103ZM40 103H42V104H40ZM114 103H116V104H114ZM203 103H205V102H203ZM22 104H20L21 105V107H20L21 109H23L25 107L24 105L22 106ZM126 104H127V106H126ZM40 105H41V107H40ZM59 105L60 106L63 105V107L62 106L60 107ZM12 106L14 108L11 111ZM68 106H69V109H71L72 112L68 109ZM84 106H86V107H84ZM109 106L111 108L108 109ZM41 108H43V109H41ZM92 108L94 109V111H93ZM95 108H98V109L95 110ZM112 108H113V110H112ZM116 108H117V110L119 108H121V109H119V113L116 110ZM122 108H124V109H122ZM19 109H16V110L18 111ZM66 109L68 111H65ZM89 109L92 110L93 113L91 111H89ZM128 109H130V111ZM142 109H143V111H142ZM16 110L13 111L14 115H16L15 114ZM76 110H78V109H76ZM80 110L83 111V114H82V112ZM22 111H20V114H22L21 113ZM42 112L43 113L44 112L47 113L46 111H42ZM70 112H71V114H70ZM88 112H90L92 115L90 113H88ZM115 112H117L119 115L117 116V113L115 114ZM120 112H122L121 113L122 115L120 114ZM127 112H129V113H127ZM26 113H28V112H26V109H25L24 112H23V116L25 118H27L29 116V115H27V117H26L25 116ZM57 113H59V115ZM72 113H74V114H72ZM79 113L82 114V116L81 115L79 116L78 115ZM84 113H86V114H84ZM89 114H90V116H89ZM236 114H237V116H236ZM72 115H74V116H72ZM85 115L87 117L89 116V120H88V118ZM111 115H112V117H111ZM13 116H11V117H13ZM23 116H21V117H23ZM39 116H40V118H39ZM59 116L60 117L62 116L63 118H59ZM83 116H85V117H83ZM91 116H93V117H91ZM99 116L101 117V120L103 121L102 123H101V121H99L100 120ZM103 116H104V118H103ZM182 116H185V114H183ZM117 117H120V118L118 119ZM57 118H58V120H60V119H62V120L61 121H57ZM71 118H73V119H71ZM85 118H87V119H85ZM91 118H93V119H91ZM238 118H239V120H238ZM243 118L247 119V121L249 120L248 121L249 124H248V122L247 123L243 122L244 121ZM12 120H13V118H12ZM34 120H33V123L36 126L37 122L35 123ZM84 120H85V122H84ZM122 120L124 121V118ZM9 121H10V123H9ZM78 121H80V120H78ZM92 121H93V123H92ZM110 121H111V123H110ZM114 121H116V122H114ZM117 122L119 123V125H118ZM115 123H117V125ZM78 124L81 126V128H80V126ZM85 124H88V125H85ZM91 124H93V125H91ZM104 124H106V125L104 126ZM10 125H14L12 127H15V128L10 130V128H11ZM77 126L81 129L80 132L82 131V133L79 132V128ZM82 127L85 128V129L88 127V129L90 128L91 130H93V131L90 130L91 132L89 130H86V132H88V134L91 133L90 135H92V136L87 135L89 137L86 136L88 141H86V137L84 135L85 129H84V133H83ZM103 127L106 128L107 130L106 129L102 130V129H104ZM21 128H23V127H21ZM19 129H20V127H19ZM29 129L32 130L33 129V125H32V129H31V127ZM99 129H101V130H99ZM238 129L240 130V132H239ZM96 130H98V131H96ZM18 131L19 130H16L15 133L17 134ZM20 131L23 133L24 130H20ZM20 131L18 132V136H19V134H20V136L19 137L17 136V138H22V135L24 134L23 133L21 135ZM100 131L101 132L105 131V133L102 132L104 137H102V134H101ZM109 131H112V133L109 132ZM129 131L130 130L128 129V132ZM24 132H28V131L26 130ZM93 132H94L95 135H93ZM31 133H32V131H31ZM77 133L74 132L75 135ZM96 133H98L100 138H98L99 136ZM110 133H111V135H108ZM113 133H115V135ZM16 134H15V136H16ZM130 134H132V133L129 132V135ZM26 135L28 136L29 133H27ZM77 136H79V135H77ZM23 137H24V139H27L24 135H23ZM29 137H30V135L28 136V139H29ZM110 137H112V138H110ZM30 138L32 139V137H30ZM83 138H84L85 143L82 141L83 144H81L82 143L81 140H83ZM247 138H249L250 140L247 141ZM24 139H22V140L26 141ZM44 139L47 141V138H44V136H43L42 140H44ZM62 139H65V138H62ZM22 140H21V143H22ZM17 141H19V139ZM90 141H89V143H90ZM97 141H96V143H94L95 142V140H94L92 143H94V145L102 144L101 141L100 142L99 141L97 142ZM3 142L5 144H3ZM25 143H27V141ZM25 143H23V144H25ZM92 143H90L91 144L90 147H92ZM109 143H110L111 147L109 146ZM5 145H8V146L5 147ZM76 145L77 144H75V146ZM103 146H104V148H103ZM105 146L108 149L110 147V149H109L110 152L109 151L107 152V150H105V149H107V148H105ZM9 147L11 148L10 150H9ZM6 148H8V149L5 150ZM70 148H71V152H70ZM93 148H95V146H93ZM128 148H130V147H128ZM128 148H127V150H128ZM82 149H84V150H82ZM88 149H89V146H88ZM98 149H100V148H98ZM134 149H132L131 151L134 152ZM250 149H251V151H250ZM34 150H35V148H34ZM103 150L105 151L104 153L102 152ZM258 150H259V152H258ZM99 151L101 153H103V154H101V153L99 154ZM128 151H127V153H128ZM260 151H261V153H260ZM8 152H9V154H8ZM54 152L55 151H53V153ZM113 152H114V154H113ZM135 152H137V154H140V153H138L139 150L136 151V149H135ZM13 153L15 155H17L15 152H13ZM13 153H12V155H13ZM34 153H36V152L34 151ZM124 153L127 155L126 152H124ZM258 153H259V155H258ZM131 154H133V153L131 152ZM55 155H56L57 158H55V156L53 155L54 156V160L56 159V161H57L59 157L57 156V153ZM168 155H169V157L167 158ZM32 156H34V155H32ZM138 156L142 157V154H140ZM164 156H166V158L168 160L164 159ZM124 157H125V160L127 158L126 161L123 160ZM22 159L24 160L23 161L24 163L21 161ZM79 160H80V162H77ZM56 161L54 163L55 164L57 163L58 167H59V164H60V166L62 165L61 163L56 162ZM21 163H23V164H21ZM32 163L34 164L33 161H32ZM167 164H169V167H170L171 170H173V172H174V170L176 168L177 169L179 168L178 170L177 169L175 170V173H173V175H172L173 177L176 176L180 172L179 170H181V172H184V174H185V177H184L185 179H178V180L174 181V184L175 183L177 184V190L179 191V194L174 195V197L171 196V197L174 198V199L171 198V201L173 200V202L168 200V198H170V195H173V194H170L169 184L167 185L166 181L163 182V180L161 179V178H164L165 173L168 172L167 169L169 170V167L167 168V166H168ZM20 165L22 166L21 168H20ZM211 165H214L216 167L213 169L212 167H214V166H211ZM35 166H36V164L33 167H35ZM180 166H182V167L180 168ZM61 167H59V168H61ZM15 168H17V169H15ZM18 168H20V169H18ZM89 168H92V169L89 170ZM209 168H211V169H209ZM258 168H260L259 162L250 165V167L247 170L248 174L245 175L244 178H243L244 181L247 184L252 182L251 177L256 175V172H257ZM21 169H23V170H21ZM35 169L37 170V173H38L39 172L38 165L35 167ZM36 170H35V172H36ZM163 170H166L167 172L164 171L165 173H164L163 177L159 178L160 172H158V171H162L161 172V176H162ZM27 171H29V173ZM156 171L159 174V176H157L158 174L156 173ZM170 171L168 173H170ZM30 172L32 174H30ZM176 172H177V174H176ZM210 172H214V173L212 174ZM155 173H156V175H155ZM168 173H167V175H168ZM171 173L168 175L170 179L172 177V176L170 177ZM206 175H208L209 177L206 176ZM210 175H212V176H210ZM44 176L46 178H44ZM263 177H264V172H263ZM154 178H156V179H154ZM204 178H207L208 180L206 179L204 181L203 180ZM158 179L159 180L161 179L162 181L161 180L159 181ZM157 180L159 182L163 183V184L165 183L167 187L165 186V184H164V186L161 183L157 184L158 183ZM202 180H203V182H202ZM154 181H156L157 183H155ZM205 182H207V184ZM155 185H157V187ZM159 187L161 189H163L165 187L168 188V191H169L170 195L167 197L166 195L168 193L165 194V192H168L167 189H164V190L160 191ZM238 188H239L238 186L228 187V188L225 189V191L222 192L220 197H223L227 193H233V191L238 189ZM155 190H158V191L156 192ZM162 191H164V195L166 196V200H165V196H163ZM198 191H196V192H198ZM207 192L205 194H203V195H206ZM157 193L160 196L162 195L164 197L165 201L163 200L162 197L160 199V197H159V195ZM186 194H192L191 196L190 195H188V196L191 197V198H189L190 200L194 201L193 203L190 204V202L188 201L189 199L187 200L188 197L186 196ZM177 197L179 199L178 200L176 199L177 203H175L176 202L175 198H177ZM182 197H184V198H182ZM180 200H183V201L185 200V202H182ZM203 200L207 201L205 199V197H203ZM203 200H202V202H203ZM178 201L182 202L183 204L181 203V205H183V206L179 205ZM186 202H188L189 204L186 203ZM202 202H200V206L201 207L204 204ZM164 203H165V205H164ZM172 203H173V205L178 204L176 208L179 207L178 208L179 212H178V210L175 209V206L173 208ZM184 203H186V204H184ZM70 204L78 206V208H82V210L84 209V213L87 212L86 211L87 209L90 210V211H88L86 213L88 217L91 215L92 212H93L94 216L100 217V216H97L96 214H94V213H96V211H97V214H98V210H100V209L95 208V207H98L99 205H101V207L99 206V208H101V209L103 208V212L104 213L100 210L101 212L99 211V214L103 213L102 217H100V218H92V215H91L90 217L92 219H90V218L88 219V217H86V215H85V219L82 220L81 222H79L78 220L76 222H74V224L76 226H78V228L80 227L79 229L81 230L82 236H79L77 234V232L79 233V231L71 230L69 228L70 227V222L67 219V210H68L67 207ZM95 204H97V206H94ZM167 204H168V206H167ZM207 204L205 203V205H207ZM187 205H189L190 207L188 208ZM103 206L109 207V209L107 208L108 211L105 210L106 208L104 209ZM166 206H167V208H165ZM170 206H172V207H170ZM185 206L189 210L186 213H185V209H186ZM192 206H195V205H192ZM86 207H87V209H86ZM195 207H193V208H195ZM205 207H202L200 209L201 210L205 209ZM209 207H211V206H207V208H208L207 212L211 208H212L211 209L212 211L214 210L213 207H211V208H209ZM159 208H161V209H159ZM172 210L173 211L176 210L177 212L175 211V213H174ZM106 211H107V213H106ZM166 211L168 212L167 215H166L167 217L165 216ZM191 211H193V213L196 212V211H194V209L191 210ZM202 211L201 212L204 214L205 210H202ZM212 211H209V212H212ZM89 212H91L90 215L88 214ZM207 212H205V213H207ZM161 213H163V215ZM184 213L186 214L185 215V219H183V216H182V215H184ZM158 214H160V216ZM172 214H174V215L177 214L178 216L176 215V218H173L175 216H173ZM190 214H191V212H190ZM203 214H202V216H203ZM207 214L210 215V213H207ZM213 214H214V212L211 214L212 217H213ZM103 215H107V216L103 217ZM180 215H181V217H179ZM205 215H204V217H205ZM202 216H200V217H202ZM165 217H166V219H165ZM178 217H179V219L176 220L177 224L176 223H172ZM197 218H199V217H197ZM208 218L212 219L211 216H209ZM199 219H201V218H199ZM199 219H195V221L196 220L200 221ZM210 219H208V220L205 219V220L209 221ZM258 219H259L258 217H252L249 220L243 222V224L250 225L252 227V230H253L254 228H257V225L260 224V220H258ZM166 220H168V221H166ZM201 220H203V219H201ZM186 222H187V225H185ZM0 223H2V222L0 221ZM13 223H15V222H8V224H13ZM174 224H176V225L173 226ZM184 225L186 226V228L184 227ZM189 225H191V224H189ZM185 231L187 233H185ZM248 232H249V230H248ZM248 232H246V234H248ZM179 233H180V235H179ZM10 235H12V234L10 233ZM167 235L169 236L168 238H167ZM164 237L167 238V239H165ZM157 238L161 242H159L157 240ZM171 238H173V239L171 240ZM174 238H175V240H174ZM260 239L261 238H258V240L256 239V241L253 240L252 244H254L256 246V243L259 244L260 241L263 238L261 240ZM167 241H169V242L171 241V242L168 244ZM214 241H216V240H214ZM160 243H161L162 246H163V244H165L164 245V249L161 247ZM171 243H173L174 245L171 246L170 245ZM215 243H217V242H215ZM212 244H214V243H212ZM252 244H251V247L248 249L249 250L248 253L251 252V251H255L257 249L256 247L254 248V245H252ZM174 246H176V247H174ZM209 247H211V246H209ZM252 248H254V250ZM82 250H84V249H82ZM251 259H252V261H251ZM253 260H254L253 257H250L249 260H248L249 262L245 261V263L247 262V264H253L255 261L257 262L256 259L254 261ZM239 264H241V263H239ZM242 264H244V262ZM254 264H256V263H254ZM257 264H258V262H257Z\"/></svg>", "mask_w": 264, "mask_h": 264}, {"label": "crops", "instance_id": "obj_3", "mask_svg": "<svg viewBox=\"0 0 264 264\" xmlns=\"http://www.w3.org/2000/svg\"><path fill=\"white\" fill-rule=\"evenodd\" d=\"M22 9L24 11V13L26 14L28 20L30 22H34L33 20L35 19V12L33 9V4H32V0H19ZM110 3V10L112 12V15L116 14V8L117 6V0H109ZM34 18V19H33ZM31 19V20H30ZM91 68L92 70L96 71V72H101V75L104 77V81L105 82H109V85L112 86L115 91H118V93H120V95H126L127 93L118 86V83L116 82L115 77L113 76V74L111 73V75L108 77L106 70L108 69L107 66H105L104 62L101 60H97L94 59L91 61ZM112 80V81H111ZM126 100L129 98H125ZM175 189L177 190V184H174ZM178 191V190H177Z\"/></svg>", "mask_w": 264, "mask_h": 264}]
</instances>
